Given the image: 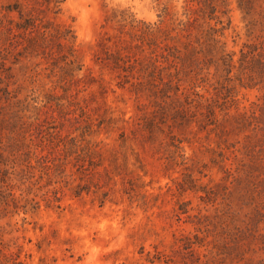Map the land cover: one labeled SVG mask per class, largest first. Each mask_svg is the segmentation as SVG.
I'll return each instance as SVG.
<instances>
[{"label": "rangeland", "instance_id": "rangeland-1", "mask_svg": "<svg viewBox=\"0 0 264 264\" xmlns=\"http://www.w3.org/2000/svg\"><path fill=\"white\" fill-rule=\"evenodd\" d=\"M0 148V264H264V0H0Z\"/></svg>", "mask_w": 264, "mask_h": 264}, {"label": "trees", "instance_id": "trees-1", "mask_svg": "<svg viewBox=\"0 0 264 264\" xmlns=\"http://www.w3.org/2000/svg\"><path fill=\"white\" fill-rule=\"evenodd\" d=\"M63 1L64 0H46L47 3L54 4L55 6H58ZM212 3L208 7L210 9V13L215 14L217 8ZM6 10L8 13H13L15 11L19 13L20 21L12 20V22H10L11 26H8V28H6V29L10 34H12V36H19L22 39L21 41H19V43L24 47V50L30 51V52H38L39 47L44 48L47 44H49L48 41L52 40L54 46H52V48L50 47V51L54 52L53 49L55 47V49L58 52V57H56V58L64 61L71 71L81 69V68H77V65H75L77 60H76V58H74L75 56L71 52L72 47H71L70 43L72 42L71 40L73 38H75V36H73V35L71 36L69 34L70 30H67V31H60L59 30V31H57L54 29V27L52 26L51 23L38 22L36 17L26 16L23 8L20 7L19 4H15V5L12 4L8 7H6ZM198 10L199 9L197 7H194V4L188 3L186 11L189 15L193 16V14H196L198 12ZM2 26L4 27L5 25H2ZM15 29H17V31L19 32L18 34L13 33ZM34 33H37V35L36 36L33 35ZM215 33H217V31ZM211 39L215 42L216 41L215 35H213L211 37ZM42 45H44V46H42ZM44 50H45V48L43 49V51ZM65 50L67 52H66V54H63ZM114 59H115V61L111 65L113 70H120L121 69L123 71H128V70L136 67V65H134L130 59H125L121 55L114 56ZM151 64H152L153 68H155V69L157 68L155 62H152ZM78 67H80V66H78ZM148 67H150V66H148ZM141 69L143 70V68H141ZM209 111H213V110L210 108ZM64 145H65L64 148L70 147L71 150L77 151V150H79V148L82 151L85 150V148H82L79 146V144H77V139L75 137L70 138L69 140H65ZM19 146H20L19 144H17V145L10 144L9 145L10 152L18 151ZM21 147H22V145H21ZM0 157H4L2 154V148H0ZM48 166H50V165H48ZM193 244L194 243L190 241V242H187L184 245V247H185V249H188V248L192 247ZM162 256H163V254L157 253L155 255V257L150 258L149 261L152 264H155L156 261H159V262L165 261L167 264H169V261H171V258L168 257L166 260H162ZM15 264H23V263L15 262Z\"/></svg>", "mask_w": 264, "mask_h": 264}]
</instances>
